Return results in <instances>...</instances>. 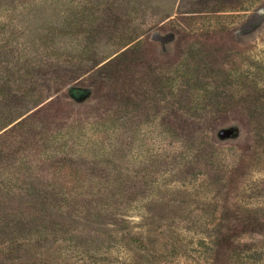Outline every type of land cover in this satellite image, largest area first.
Segmentation results:
<instances>
[{
    "label": "rangeland",
    "instance_id": "1",
    "mask_svg": "<svg viewBox=\"0 0 264 264\" xmlns=\"http://www.w3.org/2000/svg\"><path fill=\"white\" fill-rule=\"evenodd\" d=\"M0 264H264V0H0Z\"/></svg>",
    "mask_w": 264,
    "mask_h": 264
}]
</instances>
